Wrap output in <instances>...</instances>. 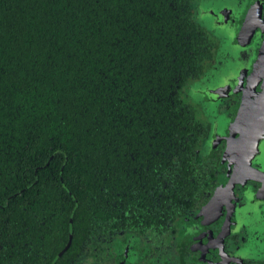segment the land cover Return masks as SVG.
I'll return each instance as SVG.
<instances>
[{
  "label": "trees",
  "instance_id": "trees-1",
  "mask_svg": "<svg viewBox=\"0 0 264 264\" xmlns=\"http://www.w3.org/2000/svg\"><path fill=\"white\" fill-rule=\"evenodd\" d=\"M199 2L0 0V264L4 234H50L37 247L57 252L36 264L73 234L60 264L85 234L191 196L204 127L183 94L211 42Z\"/></svg>",
  "mask_w": 264,
  "mask_h": 264
},
{
  "label": "flooded vegetation",
  "instance_id": "flooded-vegetation-1",
  "mask_svg": "<svg viewBox=\"0 0 264 264\" xmlns=\"http://www.w3.org/2000/svg\"><path fill=\"white\" fill-rule=\"evenodd\" d=\"M224 12L213 14L217 23H221L223 15L230 16L228 10ZM250 14L254 31L251 35L241 34ZM237 15L231 25L236 29L234 60L241 72L229 85L203 93L206 100L213 102V107L207 106L210 110L193 105L189 95L183 94V99L198 111L204 127L203 140L194 145L195 158L201 166H193L188 176L191 196L173 208L171 215L167 208L165 214L139 224L133 221L138 217L133 213L125 216L130 221L123 228L110 225L98 234H85L81 245L60 264H264V136L257 140L249 137L247 115L236 123L243 100L248 96V101L253 102L262 91L261 81L255 90L247 86L258 75L255 67L264 43V0H251L246 10ZM195 16L198 20L196 11ZM206 32L211 40L209 55L202 57L201 71L193 77L196 81L223 66L221 50L212 32ZM237 60L245 62L239 65ZM255 117L251 120L254 129L264 122ZM166 179L168 190V176ZM42 224L52 227L51 222ZM45 235L50 234H4V264H23L27 260L36 264L41 254L50 259L57 252V244L51 254L45 247H37V240H43ZM67 237L52 264L70 249L73 234Z\"/></svg>",
  "mask_w": 264,
  "mask_h": 264
},
{
  "label": "rangeland",
  "instance_id": "rangeland-1",
  "mask_svg": "<svg viewBox=\"0 0 264 264\" xmlns=\"http://www.w3.org/2000/svg\"><path fill=\"white\" fill-rule=\"evenodd\" d=\"M251 0H200L196 11L198 22H200L206 29L212 32L215 42L220 48V56H223L221 61H223V66L221 70L215 71L214 68L209 71V76L203 78L201 81H194L189 83V90L186 93L189 95L190 101L193 105L204 108L207 106H214L213 102L206 100L204 97V92L207 90H217L214 87L222 88L224 84L229 85L235 76L241 72V67L236 65L235 56V27H232L231 22L233 19L237 18L238 12H243L246 10V6ZM228 10L230 16L223 15V20L221 23H217V19L213 17L214 13H219L218 15L225 13ZM232 19V20H231ZM219 51V49H218ZM229 53L231 55H229ZM236 57V56H235ZM245 61L237 60L239 65H242ZM186 99H188L186 97ZM197 102V103H196ZM210 106H209V105ZM210 110V108H207ZM214 110L213 108H211Z\"/></svg>",
  "mask_w": 264,
  "mask_h": 264
},
{
  "label": "water",
  "instance_id": "water-1",
  "mask_svg": "<svg viewBox=\"0 0 264 264\" xmlns=\"http://www.w3.org/2000/svg\"><path fill=\"white\" fill-rule=\"evenodd\" d=\"M251 11V9H250ZM253 11V9H252ZM254 12V11H253ZM253 19V18H252ZM244 25V29L241 30V34L243 32H246L247 34L251 35V33L254 31V24L251 23V14L247 17L246 22L243 24ZM259 59L256 61V65L257 67H255V70L257 69V73L258 75H256V81H249V85L247 86L250 89H254L256 88V86L261 82H263L262 84V91L261 93H259L257 95V98L255 101L250 102V100L248 101V96L247 99L243 100L240 110H239V114H238V118L236 123H240V121L242 120V118H246L248 117V120H250V125L251 128L250 129V134L249 137L253 138L254 140L257 139H261L264 136V122L261 124H258L256 126V129L253 128V124L251 123V120H253V116L255 115L256 117L254 119H256L258 122L259 120L262 121V119L264 120V43L262 45V47L259 50ZM249 113V115H248ZM243 115H247L246 117ZM251 140V139H250ZM255 180H257V182H262V180L260 178L254 177ZM70 245V243H69ZM68 245V246H69Z\"/></svg>",
  "mask_w": 264,
  "mask_h": 264
}]
</instances>
